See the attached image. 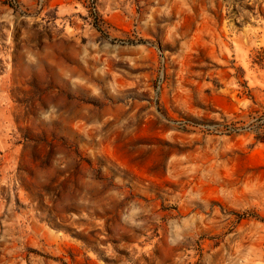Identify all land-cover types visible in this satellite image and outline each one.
Returning <instances> with one entry per match:
<instances>
[{
    "label": "rangeland",
    "instance_id": "374dc122",
    "mask_svg": "<svg viewBox=\"0 0 264 264\" xmlns=\"http://www.w3.org/2000/svg\"><path fill=\"white\" fill-rule=\"evenodd\" d=\"M0 264H264V0H0Z\"/></svg>",
    "mask_w": 264,
    "mask_h": 264
}]
</instances>
